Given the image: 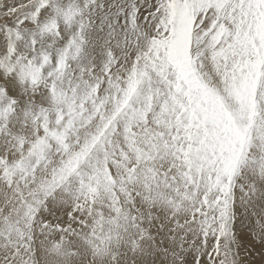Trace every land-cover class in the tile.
Listing matches in <instances>:
<instances>
[{"label":"snow or ice","instance_id":"6c2138e0","mask_svg":"<svg viewBox=\"0 0 264 264\" xmlns=\"http://www.w3.org/2000/svg\"><path fill=\"white\" fill-rule=\"evenodd\" d=\"M0 264H264V0H0Z\"/></svg>","mask_w":264,"mask_h":264}]
</instances>
